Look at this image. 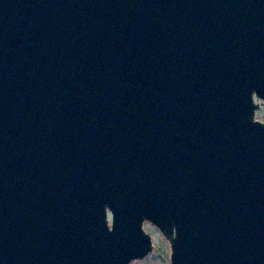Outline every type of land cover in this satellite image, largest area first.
Here are the masks:
<instances>
[{
  "label": "water",
  "instance_id": "1",
  "mask_svg": "<svg viewBox=\"0 0 264 264\" xmlns=\"http://www.w3.org/2000/svg\"><path fill=\"white\" fill-rule=\"evenodd\" d=\"M254 98L264 0H0V264H264Z\"/></svg>",
  "mask_w": 264,
  "mask_h": 264
},
{
  "label": "rangeland",
  "instance_id": "2",
  "mask_svg": "<svg viewBox=\"0 0 264 264\" xmlns=\"http://www.w3.org/2000/svg\"><path fill=\"white\" fill-rule=\"evenodd\" d=\"M259 108L254 112V120L264 124V102L254 98ZM110 221V214L108 213ZM143 231L151 238V251L141 259L131 260L128 264H170L171 246L159 229L151 222L142 223Z\"/></svg>",
  "mask_w": 264,
  "mask_h": 264
}]
</instances>
